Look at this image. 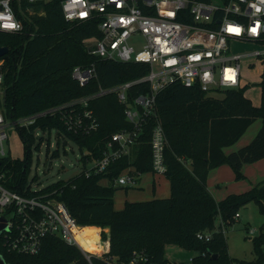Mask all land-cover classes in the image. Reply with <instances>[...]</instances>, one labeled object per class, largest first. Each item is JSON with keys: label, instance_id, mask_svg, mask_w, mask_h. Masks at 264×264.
<instances>
[{"label": "trees", "instance_id": "1", "mask_svg": "<svg viewBox=\"0 0 264 264\" xmlns=\"http://www.w3.org/2000/svg\"><path fill=\"white\" fill-rule=\"evenodd\" d=\"M25 6L31 7L32 14L25 12L24 17L17 14L23 18L22 31L0 33V46L8 48L3 57V104L7 119L23 118L88 97L101 88L132 82L149 73L147 64L116 62L89 54L87 40L101 37L96 24L65 20L59 0L23 2L22 7ZM90 65L94 66L96 76L80 87L71 77L72 69ZM261 66L259 106L252 105L243 89L221 92L222 97L215 99L179 82L166 86L156 94L155 113L145 119L143 132L129 154L112 160L99 174L86 176L85 172L89 164L102 158L112 134L133 129L124 110L127 105L133 106L138 96L150 94L148 82L128 88L126 104L111 93L89 100L86 108L79 106L78 111H90L97 123V128L87 133L68 131L56 116L39 118L29 127H18L23 159L6 158L1 163L7 189L62 203L77 225L90 227L86 240L85 228L73 230L88 252L99 254L96 247L99 229L95 227L107 229L100 238L108 241V251L100 257L91 255L88 260L77 246L68 245L57 236H46L34 255L7 253L0 247L6 264H130L136 255L147 259L144 264H172L164 258L167 244L194 251L196 255L189 264H264V227L252 238L253 261L231 258L225 238V231L235 221L240 208L255 203L264 216V182L219 202L206 185L212 169L227 165L235 181H240L244 178L243 165L264 159V57ZM257 119L261 120V126L253 139L240 149L224 154L223 149L235 144ZM156 123L161 125L166 138L164 176L170 194L162 199L125 202L121 210H115L114 180L129 169L138 175L152 173L150 138ZM51 131L77 146L83 169L67 180L32 191L27 184L31 149L38 148L42 141L36 133ZM52 155H58L57 149ZM104 181L106 185L102 184ZM198 234H210V238L199 240Z\"/></svg>", "mask_w": 264, "mask_h": 264}, {"label": "built area", "instance_id": "2", "mask_svg": "<svg viewBox=\"0 0 264 264\" xmlns=\"http://www.w3.org/2000/svg\"><path fill=\"white\" fill-rule=\"evenodd\" d=\"M51 1L0 0V33L22 31L23 18L17 14L23 17L25 12L32 14L31 7H22L23 2ZM59 3L65 20L96 24L101 37L87 40L89 54L116 62L147 64L149 73L132 82L101 88L91 96L10 120L5 117L3 104L5 61L0 58V169L1 163L8 158L3 143L8 139L9 128L29 127L39 118L56 116L68 131L87 133L95 130L97 123L90 111H78L79 106L86 108L89 100L111 93L126 104L127 89L134 84L148 82L150 94L138 96L134 105H127L124 110L133 129L112 134L102 158L93 163L85 175L102 173L112 160L129 154L143 132L145 119L155 113V96L160 90L174 82L196 87L206 94L240 90L241 64L246 61L248 68L254 70L264 57V0L219 3L213 0L206 3L189 0H59ZM248 45L255 48L235 49ZM95 76L93 65L76 66L71 72L72 79L80 87ZM165 145L164 131L156 123L150 138L154 175H164L166 171ZM5 176L0 171V218L7 228L0 235V247L7 253L34 255L39 252L46 236H57L66 244L77 246L89 260L93 253L84 248L73 232L84 227L76 224L66 207L60 202L43 201L40 196H24L8 190ZM139 176L129 169L121 173L114 184L136 186ZM101 232L97 233L96 240V247L100 249L98 257L104 253L103 246L108 242L100 238ZM249 233H254V230L250 229ZM197 238L208 241L210 234H198ZM146 262L144 256L136 255L130 264Z\"/></svg>", "mask_w": 264, "mask_h": 264}, {"label": "rangeland", "instance_id": "3", "mask_svg": "<svg viewBox=\"0 0 264 264\" xmlns=\"http://www.w3.org/2000/svg\"><path fill=\"white\" fill-rule=\"evenodd\" d=\"M213 1L219 3L218 0ZM254 48V46L248 45L238 46L235 49L244 51ZM262 71L263 69L260 64H256L254 70L248 68V62L246 61L241 64V88L244 91L245 97L253 105H260L261 92L259 85ZM222 95L221 92H211L207 96L220 99ZM7 135L8 139L3 143L5 155L10 159H23V148L16 129L13 127L9 128ZM36 137L41 138L42 141L38 148L32 147L31 149L27 184L32 191L41 190L59 180H67L82 171L83 166L80 162L81 152L75 144L63 138H58L55 131H51L50 133L38 132L36 133ZM64 142L65 146L63 147L62 144ZM56 149L58 155L53 156L52 153ZM90 166L91 164L87 168ZM231 172L233 173V171ZM152 178H157V182L159 181L162 184V186H158L155 195H153L150 187L142 190L135 186L122 187L114 185V209H122L125 202L148 201L149 199L158 197L161 194L162 187L166 186L167 179L163 174L154 177L151 172L142 175V179L145 182L150 181ZM237 215V217H234L235 221L225 231L228 254L236 260L253 261L255 255L252 238L258 236L260 229L264 227V216L259 213L255 203H250L246 207L240 208ZM218 224V220H216L215 226ZM250 229L254 230V233H249ZM85 231L83 230V232ZM101 231L105 232L104 228H101ZM195 255L196 253L194 251L181 248L178 245L167 244L164 247V258L172 264H189L190 258Z\"/></svg>", "mask_w": 264, "mask_h": 264}, {"label": "crops", "instance_id": "4", "mask_svg": "<svg viewBox=\"0 0 264 264\" xmlns=\"http://www.w3.org/2000/svg\"><path fill=\"white\" fill-rule=\"evenodd\" d=\"M254 106H259V104L258 105L254 104ZM260 126H261V120L259 119L255 120L254 123H252L247 128V130L244 132V134L235 144L223 149L224 154H229L247 145L256 135ZM231 171L232 170L230 169V167H228L227 165H222L215 169H212L208 173L206 185L216 202L223 200L230 194H241L247 192L255 185L264 182V159H261L251 164L243 165L241 172L244 178L240 181H235L233 176L234 174ZM155 176L157 177V175H154V177ZM166 182H167L166 186L162 187L161 194L153 199H162V198H167L169 196L170 194L169 182L168 180H166ZM102 184L106 185L107 182L104 181L102 182ZM158 186H162V184H160L159 181L157 182V178H152L150 181L145 182L142 179V175H141L138 177L135 187L141 188L142 190L145 189L146 187H150L153 192V195H155ZM136 202H142V201H136ZM95 228L101 230L99 227H95ZM104 231L106 233L108 232L107 229H104ZM107 251H108V242L104 246V253H106ZM191 259L192 257L190 258V260Z\"/></svg>", "mask_w": 264, "mask_h": 264}, {"label": "water", "instance_id": "5", "mask_svg": "<svg viewBox=\"0 0 264 264\" xmlns=\"http://www.w3.org/2000/svg\"><path fill=\"white\" fill-rule=\"evenodd\" d=\"M7 53H8V48L0 46V58H3ZM3 231H7V228L4 220L0 218V235L2 234ZM212 258H215V256H212ZM0 264H6L1 254H0Z\"/></svg>", "mask_w": 264, "mask_h": 264}, {"label": "bare ground", "instance_id": "6", "mask_svg": "<svg viewBox=\"0 0 264 264\" xmlns=\"http://www.w3.org/2000/svg\"><path fill=\"white\" fill-rule=\"evenodd\" d=\"M85 228V230H86V232H85V234L83 235V237H85V240L87 239V234H88V232L90 231V227H84ZM84 230V231H85ZM74 232V231H73ZM74 234H75V237L79 240V242H81V243H83V241L81 240V238L80 237H78V235L74 232Z\"/></svg>", "mask_w": 264, "mask_h": 264}, {"label": "snow or ice", "instance_id": "7", "mask_svg": "<svg viewBox=\"0 0 264 264\" xmlns=\"http://www.w3.org/2000/svg\"><path fill=\"white\" fill-rule=\"evenodd\" d=\"M230 30H233L234 31V29H230Z\"/></svg>", "mask_w": 264, "mask_h": 264}]
</instances>
